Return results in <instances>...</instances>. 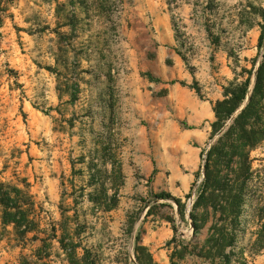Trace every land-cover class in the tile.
I'll return each instance as SVG.
<instances>
[{
  "label": "rangeland",
  "instance_id": "rangeland-1",
  "mask_svg": "<svg viewBox=\"0 0 264 264\" xmlns=\"http://www.w3.org/2000/svg\"><path fill=\"white\" fill-rule=\"evenodd\" d=\"M263 13L264 0H0V182L29 184L46 262L69 264L68 232L96 264H139L137 246L207 264L214 219L195 234L190 215L200 153L223 87L263 60ZM251 157L233 264H264V144ZM42 246L4 240L0 264H39Z\"/></svg>",
  "mask_w": 264,
  "mask_h": 264
},
{
  "label": "trees",
  "instance_id": "trees-1",
  "mask_svg": "<svg viewBox=\"0 0 264 264\" xmlns=\"http://www.w3.org/2000/svg\"><path fill=\"white\" fill-rule=\"evenodd\" d=\"M262 18L264 21V13ZM259 46L261 49L264 47V24ZM262 58L258 67L254 66L251 71L244 69L243 73L248 74L246 79L239 81L236 78L223 87V99L213 106L215 121L209 145L200 153L203 179L190 215L195 234L205 228L210 215L214 219L199 254L207 264H233L237 227L242 223L255 179L251 154L264 144V54ZM22 184L20 187L0 182V242L7 240L11 249L23 252L28 242L40 241L43 246L36 250L34 256L39 264H49L43 255L48 238L40 237L45 234L41 230L42 220L37 214L36 202L25 179ZM115 207L116 201L107 210ZM59 242L69 264H96L91 251L77 243L70 233H65ZM256 244L260 251L264 250L261 236ZM80 249L83 250L82 255ZM136 258L139 264H157L144 246L136 247Z\"/></svg>",
  "mask_w": 264,
  "mask_h": 264
},
{
  "label": "water",
  "instance_id": "water-1",
  "mask_svg": "<svg viewBox=\"0 0 264 264\" xmlns=\"http://www.w3.org/2000/svg\"><path fill=\"white\" fill-rule=\"evenodd\" d=\"M249 101V98L247 99V102Z\"/></svg>",
  "mask_w": 264,
  "mask_h": 264
}]
</instances>
